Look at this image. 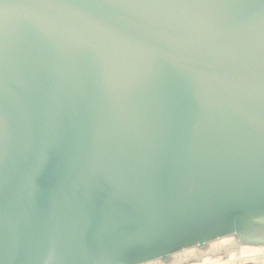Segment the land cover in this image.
Masks as SVG:
<instances>
[{"label": "water", "instance_id": "water-1", "mask_svg": "<svg viewBox=\"0 0 264 264\" xmlns=\"http://www.w3.org/2000/svg\"><path fill=\"white\" fill-rule=\"evenodd\" d=\"M228 235L264 245V0H0V264Z\"/></svg>", "mask_w": 264, "mask_h": 264}, {"label": "rangeland", "instance_id": "rangeland-1", "mask_svg": "<svg viewBox=\"0 0 264 264\" xmlns=\"http://www.w3.org/2000/svg\"><path fill=\"white\" fill-rule=\"evenodd\" d=\"M171 259L179 264H264V246L243 245L228 235L206 242L205 248L194 246L174 252ZM151 261L141 264H157Z\"/></svg>", "mask_w": 264, "mask_h": 264}, {"label": "flooded vegetation", "instance_id": "flooded-vegetation-1", "mask_svg": "<svg viewBox=\"0 0 264 264\" xmlns=\"http://www.w3.org/2000/svg\"><path fill=\"white\" fill-rule=\"evenodd\" d=\"M233 238H235V239H237V241L238 242H240V243H243V244H246V245H251V246H259V245H262V246H264L263 244H250V243H244V242H242L238 237H236L235 235H231ZM206 244V243H205ZM199 247H202V246H199ZM203 247H205V246H203ZM172 259H171V254H169L168 256H167V258H165V259H163V258H157V259H153V261L154 262H157V264H179L180 262L178 261V262H172L171 261ZM151 261V260H150ZM149 261V262H150ZM148 262V261H147ZM148 262V263H149ZM152 262V261H151Z\"/></svg>", "mask_w": 264, "mask_h": 264}]
</instances>
